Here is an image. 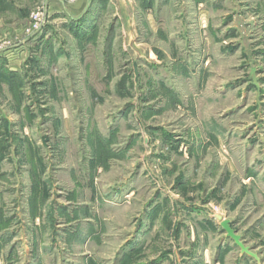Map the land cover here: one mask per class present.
I'll use <instances>...</instances> for the list:
<instances>
[{
    "label": "rangeland",
    "instance_id": "rangeland-1",
    "mask_svg": "<svg viewBox=\"0 0 264 264\" xmlns=\"http://www.w3.org/2000/svg\"><path fill=\"white\" fill-rule=\"evenodd\" d=\"M0 264H264V0H0Z\"/></svg>",
    "mask_w": 264,
    "mask_h": 264
},
{
    "label": "water",
    "instance_id": "water-1",
    "mask_svg": "<svg viewBox=\"0 0 264 264\" xmlns=\"http://www.w3.org/2000/svg\"><path fill=\"white\" fill-rule=\"evenodd\" d=\"M221 226L226 232L227 236L231 238L235 242V244L241 249L243 255H249L256 261L260 260L259 256L256 253L252 252L250 247L246 246L242 239V236L235 232V230L231 226V221L229 219L222 220Z\"/></svg>",
    "mask_w": 264,
    "mask_h": 264
},
{
    "label": "built area",
    "instance_id": "built-area-1",
    "mask_svg": "<svg viewBox=\"0 0 264 264\" xmlns=\"http://www.w3.org/2000/svg\"><path fill=\"white\" fill-rule=\"evenodd\" d=\"M39 29V28H38Z\"/></svg>",
    "mask_w": 264,
    "mask_h": 264
}]
</instances>
